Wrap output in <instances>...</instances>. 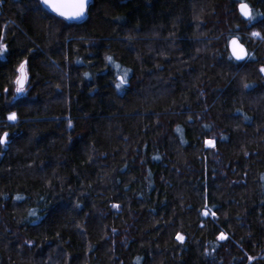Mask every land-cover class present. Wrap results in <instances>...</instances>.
<instances>
[{
    "label": "trees",
    "instance_id": "16d2710c",
    "mask_svg": "<svg viewBox=\"0 0 264 264\" xmlns=\"http://www.w3.org/2000/svg\"><path fill=\"white\" fill-rule=\"evenodd\" d=\"M245 2L250 23L240 0H91L80 21L0 0V264H264V0Z\"/></svg>",
    "mask_w": 264,
    "mask_h": 264
},
{
    "label": "snow or ice",
    "instance_id": "6c2138e0",
    "mask_svg": "<svg viewBox=\"0 0 264 264\" xmlns=\"http://www.w3.org/2000/svg\"><path fill=\"white\" fill-rule=\"evenodd\" d=\"M42 3L45 6L52 8V10L55 11L60 16L66 17V18L82 17L85 14V9L87 6V0H75V3H74L72 10L69 11L65 7V5L61 2V0H42ZM239 11H240V15L242 17L246 18L249 23L256 18V16L253 15L251 8L245 2V0H240ZM256 15H260V14L257 13ZM252 35L253 36H260V33L254 32V33H252ZM231 43L236 44V43H238V41L236 40V38H233ZM239 47L242 51L243 45H239ZM6 54H7L6 46L3 44H0V55H6ZM233 54L236 56L237 59L242 58L241 53L237 52L235 49L233 50ZM106 59L109 60L110 62L112 60L111 57H106ZM15 71L17 72L16 78L14 81V84L16 86L15 91H16V93L22 94L26 90L25 85L28 81L27 61L25 60V61L20 62L18 67L15 69ZM260 71L264 72V66L261 67ZM126 77H127V73H125V77L121 78V82L116 85V87L118 89L121 88L122 85L127 83ZM16 118H17V114L15 112L10 113L9 120L14 121V120H16ZM5 137H7V133H5L3 137H0V144L5 143ZM206 143L214 145V142L211 140L206 141ZM17 198L19 199L20 197H17ZM204 214L207 215L208 213L205 212ZM212 215H215V213H212ZM177 239L180 241H183L184 237L180 234H177ZM220 239H226L224 233L220 234Z\"/></svg>",
    "mask_w": 264,
    "mask_h": 264
},
{
    "label": "water",
    "instance_id": "95a60500",
    "mask_svg": "<svg viewBox=\"0 0 264 264\" xmlns=\"http://www.w3.org/2000/svg\"><path fill=\"white\" fill-rule=\"evenodd\" d=\"M61 2L65 5V7L67 8V10H69V11H71L72 10V8H73V6H74V3H75V0H61ZM91 2V0H87V6H86V9H87V7H88V5H89V3ZM48 9H50L51 11H53L52 10V8H50V7H48V6H46ZM86 9H85V14L82 16V17H78V18H66V17H63V18H65V19H67V20H70V21H80V20H82V19H84V17L86 16ZM238 9H239V5H238ZM54 13H56L55 11H53ZM240 12V11H239ZM57 14V13H56ZM59 15V14H58ZM60 16V15H59ZM62 17V16H61ZM233 40V39H232ZM231 40V41H232ZM239 45H241L239 42L238 43H236V44H233V43H231L230 42V50H231V53H232V55L234 56V58H236V56L233 54V50L235 49L237 52H240L241 53V56H242V58L241 59H243L244 57H245V48L243 47V50L241 51V49H240V47H239ZM237 59V58H236ZM19 94V93H18Z\"/></svg>",
    "mask_w": 264,
    "mask_h": 264
},
{
    "label": "rangeland",
    "instance_id": "374dc122",
    "mask_svg": "<svg viewBox=\"0 0 264 264\" xmlns=\"http://www.w3.org/2000/svg\"><path fill=\"white\" fill-rule=\"evenodd\" d=\"M263 73V75H264V72H262Z\"/></svg>",
    "mask_w": 264,
    "mask_h": 264
}]
</instances>
